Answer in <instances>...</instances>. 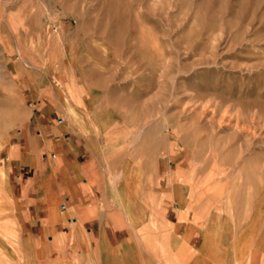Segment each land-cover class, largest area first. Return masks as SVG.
I'll return each mask as SVG.
<instances>
[{"label":"rangeland","instance_id":"1","mask_svg":"<svg viewBox=\"0 0 264 264\" xmlns=\"http://www.w3.org/2000/svg\"><path fill=\"white\" fill-rule=\"evenodd\" d=\"M78 83L150 167L186 159L212 198L264 210V0H0V148ZM16 236L0 264H32Z\"/></svg>","mask_w":264,"mask_h":264},{"label":"crops","instance_id":"2","mask_svg":"<svg viewBox=\"0 0 264 264\" xmlns=\"http://www.w3.org/2000/svg\"><path fill=\"white\" fill-rule=\"evenodd\" d=\"M84 86L23 105L0 148V255L17 234L32 264H264L259 200L212 198L160 151L150 167Z\"/></svg>","mask_w":264,"mask_h":264},{"label":"bare ground","instance_id":"3","mask_svg":"<svg viewBox=\"0 0 264 264\" xmlns=\"http://www.w3.org/2000/svg\"><path fill=\"white\" fill-rule=\"evenodd\" d=\"M140 230H141V229H140ZM143 230H144V229H143ZM142 234H143V232H142ZM146 243L148 244V241H147ZM146 243H145V244H146ZM182 248H184V246H183ZM145 249H146V248H145ZM254 249H255V248H254ZM190 251H191V250H190ZM190 251H189V252H190ZM258 251H259V250H258ZM258 251H257V252H258ZM260 252H261V251H260ZM254 253H255V252H254ZM251 255H252V254H251ZM263 255H264V254H263ZM186 257H187V256H186ZM188 257H189V255H188ZM258 258H259V257H258ZM188 260H189V258H188ZM185 261H186V260H185ZM254 261H255V260H254Z\"/></svg>","mask_w":264,"mask_h":264}]
</instances>
